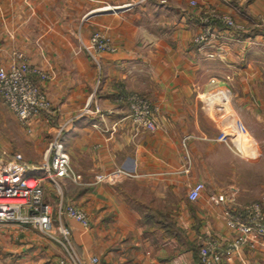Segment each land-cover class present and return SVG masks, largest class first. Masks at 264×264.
Wrapping results in <instances>:
<instances>
[{
  "label": "crops",
  "instance_id": "1",
  "mask_svg": "<svg viewBox=\"0 0 264 264\" xmlns=\"http://www.w3.org/2000/svg\"><path fill=\"white\" fill-rule=\"evenodd\" d=\"M127 1L0 0V66L22 53L50 73L40 85L54 107L24 131L0 95V152L39 168L53 139L64 144L81 181L61 179L57 195L45 180V201L55 224L72 229L73 250L84 264L93 257L102 264H201L205 238L219 239L222 248L233 239L227 208L243 211L257 201L264 209V95L253 67L264 50L258 25L264 0H148L129 12L83 20L105 3ZM211 10L231 14L245 29L218 22L211 45L200 47L194 38ZM97 30L115 51L88 54L84 45ZM130 93L151 101L155 131L135 130ZM202 93L212 94V105L201 101ZM224 107L240 133L252 137L246 140L258 157L244 160L225 140L232 132L212 116ZM118 170L115 182L96 183V175ZM197 182L205 190L192 201ZM221 195L227 200L216 202ZM69 204L86 211L89 229L69 218ZM66 254L33 226L0 224V264H57ZM226 264H264V242L254 237Z\"/></svg>",
  "mask_w": 264,
  "mask_h": 264
},
{
  "label": "built area",
  "instance_id": "2",
  "mask_svg": "<svg viewBox=\"0 0 264 264\" xmlns=\"http://www.w3.org/2000/svg\"><path fill=\"white\" fill-rule=\"evenodd\" d=\"M146 1L148 0H129L123 4L105 3L88 12L83 20H89L97 12H129ZM221 1L227 5L234 4V0ZM162 2H166V0H162ZM191 4L197 6L196 1H191ZM202 20L206 29L194 38V42L200 47L211 45L214 34L212 28L218 22L228 30L242 31L245 29L244 23L234 16L229 13H220L217 10L206 12ZM258 25L264 26V19ZM84 49L88 54L94 56L99 52H113L116 47L108 35L97 30L91 35L88 44L84 45ZM50 79V73L40 66L33 65L22 53H16L11 64L0 66V95L4 104L17 116L26 129H29L30 121L33 118L54 111L52 102L40 85V82ZM127 100L135 130L137 132L155 131L158 128V123L155 109L148 97L140 93H130ZM201 101L210 106L213 102L212 94L202 93ZM43 161L39 168H35L18 159H9L6 152H0V224L33 226L66 248V256L60 259L57 264H84L73 250L72 229L63 224H55L52 208L45 201L44 190V181L48 180L57 192L61 193V179H68L72 183L78 184L81 181V175L73 169L71 157L58 138L49 143L44 152ZM34 169L40 170L41 174H33ZM118 173H122V171L118 170L105 175L98 174L95 176V181L96 183H113L117 179ZM204 190V183H195L189 191V199L198 200ZM214 200L225 202L227 197L221 195ZM65 212L81 228L89 229L91 227L88 214L78 205H67ZM223 216L227 226L235 233L233 239L225 248H222L219 239L205 238L200 248L202 264H226L234 251L244 245L251 244L254 237L264 242V209L261 203L253 202L243 211L227 208ZM90 264L102 263L99 258L93 257Z\"/></svg>",
  "mask_w": 264,
  "mask_h": 264
},
{
  "label": "rangeland",
  "instance_id": "3",
  "mask_svg": "<svg viewBox=\"0 0 264 264\" xmlns=\"http://www.w3.org/2000/svg\"><path fill=\"white\" fill-rule=\"evenodd\" d=\"M258 60V61H257ZM257 60H254V65H253V67L254 68H259V71H257L258 72V74H259V78L258 79H260L261 81H262V88H260L261 89V91H260V94H263L264 95V50H262L261 52H260V54L258 55V59ZM223 79V78H222ZM223 80H231V78H224ZM259 90V89H258ZM221 102V101H220ZM220 102H218V104L220 103ZM216 104V103H215ZM214 104V105H215ZM218 104H217V106H218ZM220 110V109H219ZM221 111V110H220ZM222 112V111H221ZM222 113H225V117L223 118L224 120L227 118V113H226V110H225V112L223 111ZM222 113H219L218 115L217 114H215L216 116H214V114H212V116L215 118V117H217V122H218V125H220V126H222L223 125V123H225V122H223L222 121ZM216 119V118H215ZM11 122V120L9 119V123ZM19 124H20V128H22L24 131H26L24 128V126L21 124V122H19ZM225 126L227 127V129L228 130H230L232 133H231V135L230 134H227V135H225V140H227V142L228 143H230L232 146H234V148L236 147L237 149L236 150H238V154L240 155V156H242V158L244 159V160H246V159H250V160H253L254 158H256L255 157V154H258L259 155V152H258V150L256 149V147H254L253 146V144H252V146H253V148H252V146L249 144V142H248V140L251 142V136L249 135V137L248 136H243V135H241L240 134V131L239 130H237L236 132H234V131H232V128L230 127V126H228V125H226L225 124ZM222 128H223V126H222ZM223 133V132H222ZM246 138L248 139V140H246ZM236 144V145H235ZM246 145L248 146V150L250 151V153H248V152H246V149H245V147H246ZM256 146V145H255ZM240 149V150H239ZM261 154V153H260ZM54 187V186H53ZM54 193L55 194H57L58 195V192H57V190L54 188Z\"/></svg>",
  "mask_w": 264,
  "mask_h": 264
},
{
  "label": "bare ground",
  "instance_id": "4",
  "mask_svg": "<svg viewBox=\"0 0 264 264\" xmlns=\"http://www.w3.org/2000/svg\"><path fill=\"white\" fill-rule=\"evenodd\" d=\"M222 99H224V98H222ZM222 99H219V101H221L223 103ZM223 106H224V103H223ZM223 110L225 111V107L223 108ZM214 112H215V110H214ZM224 122H225L226 125H228V126H230L232 128V131L236 132L238 130V128L236 127L234 121L231 119V117L229 115H227V118L224 120ZM245 149H246V152L250 153V151L248 150V146L247 145H246ZM257 156H258V154H255V157H257Z\"/></svg>",
  "mask_w": 264,
  "mask_h": 264
},
{
  "label": "trees",
  "instance_id": "5",
  "mask_svg": "<svg viewBox=\"0 0 264 264\" xmlns=\"http://www.w3.org/2000/svg\"><path fill=\"white\" fill-rule=\"evenodd\" d=\"M199 254H200V250H199ZM200 263H201V255H200ZM202 264V263H201Z\"/></svg>",
  "mask_w": 264,
  "mask_h": 264
}]
</instances>
